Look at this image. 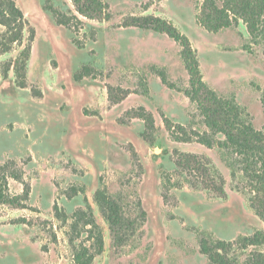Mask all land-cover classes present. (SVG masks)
<instances>
[{
	"label": "rangeland",
	"instance_id": "obj_1",
	"mask_svg": "<svg viewBox=\"0 0 264 264\" xmlns=\"http://www.w3.org/2000/svg\"><path fill=\"white\" fill-rule=\"evenodd\" d=\"M16 1L29 22L24 45L31 28L35 40L27 88L16 85L13 71L8 78L3 72L24 45L0 55V177L16 198L0 203V264H77V251L94 245L91 221L105 241L93 264H212L202 238L233 242L234 264L264 253V244L244 248L239 239L264 230V220L222 151L193 134L177 141L168 130L167 119L214 133L185 93L183 46L141 23L151 16L173 23L196 51L206 86L238 104L257 129L264 126V41L254 40L242 21L207 30L197 21L199 0H105L109 18L79 15L85 24L76 33L55 22L45 0ZM52 1L75 11L72 0ZM83 65L90 74L77 81ZM140 107L155 120L150 141ZM184 154L197 155L208 170L185 163L177 170ZM105 201L117 209L115 230Z\"/></svg>",
	"mask_w": 264,
	"mask_h": 264
},
{
	"label": "trees",
	"instance_id": "obj_2",
	"mask_svg": "<svg viewBox=\"0 0 264 264\" xmlns=\"http://www.w3.org/2000/svg\"><path fill=\"white\" fill-rule=\"evenodd\" d=\"M197 21L200 25L211 32H219L223 29L237 25L242 21L247 26L248 32L254 40L264 41V0H199ZM75 11L67 8L62 11L55 7L52 0H45L43 9L51 14L58 25H62L73 31L84 25V21L79 15L88 19L109 18L110 5L105 0H72ZM145 23L140 25L164 32L183 46L182 59L190 75V88L185 89V93L192 101L197 102L205 117L206 125L214 130L213 135L209 132L189 131L184 125L175 126L169 119L166 126L177 141L187 142L196 136L198 141L210 148L218 146L222 151L223 159L231 168V175L237 181L240 188L247 195L250 207L257 216L264 220V126L257 129L252 122L244 120L243 112L238 104L233 100L224 99L209 89L203 81L200 71V63L196 51L192 48L187 36L183 35L173 23L154 17H146ZM0 25L4 30L0 32V55L10 52L16 45L23 46L25 32L29 25L25 12L18 5L16 0H0ZM35 40V29H30L28 43L22 47L19 54L5 63L4 78H8L11 71L14 72L16 85L20 88L29 86L28 65L32 56L33 41ZM73 41L79 47H84L77 37ZM90 74L89 65H83L75 73L77 81ZM164 83L174 88L163 76ZM181 90V89H180ZM210 97L211 103L203 104L201 96ZM207 98V99H208ZM205 100V99H204ZM264 107V95L262 97ZM140 116L145 119L146 133L144 138L149 140V130L155 128V120L152 113L144 107L139 109ZM178 128V129H176ZM221 133L224 139H219L215 135ZM193 134V135H191ZM184 159L175 162L177 170L186 167H200L208 170L201 159L194 154H184ZM203 174H206L203 173ZM188 182L190 180L188 179ZM195 185V183H192ZM215 190L220 194H225L223 187L216 185ZM16 198L10 197L6 192V178L0 177V203H15ZM102 203L105 216L115 230V226L120 222L117 209L113 203L105 201ZM108 204V205H107ZM107 205V206H106ZM107 207L108 212H105ZM58 210V208L56 207ZM90 233L95 239L92 247H82L76 253L77 264H93L95 257L105 249V241L100 226L91 221ZM241 243L244 248L251 245L259 246L264 244V230H257L252 235L241 236ZM201 251L208 256L212 264H234L228 252L233 242L217 240L213 243L207 239H201ZM92 250V251H91ZM247 264H264V253H255Z\"/></svg>",
	"mask_w": 264,
	"mask_h": 264
}]
</instances>
